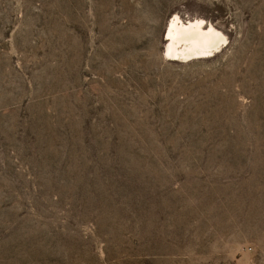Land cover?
<instances>
[{
  "label": "rangeland",
  "instance_id": "1",
  "mask_svg": "<svg viewBox=\"0 0 264 264\" xmlns=\"http://www.w3.org/2000/svg\"><path fill=\"white\" fill-rule=\"evenodd\" d=\"M0 264H264V0H0Z\"/></svg>",
  "mask_w": 264,
  "mask_h": 264
},
{
  "label": "bare ground",
  "instance_id": "2",
  "mask_svg": "<svg viewBox=\"0 0 264 264\" xmlns=\"http://www.w3.org/2000/svg\"><path fill=\"white\" fill-rule=\"evenodd\" d=\"M166 39L165 53L173 59L208 56L226 42L222 32L202 19L183 21L177 15L169 20Z\"/></svg>",
  "mask_w": 264,
  "mask_h": 264
}]
</instances>
